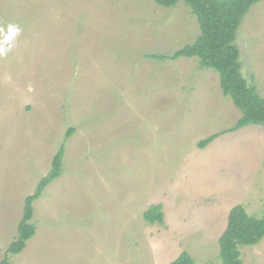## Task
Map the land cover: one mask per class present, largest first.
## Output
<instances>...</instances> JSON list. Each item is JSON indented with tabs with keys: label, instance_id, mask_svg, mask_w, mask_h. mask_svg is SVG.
<instances>
[{
	"label": "rangeland",
	"instance_id": "374dc122",
	"mask_svg": "<svg viewBox=\"0 0 264 264\" xmlns=\"http://www.w3.org/2000/svg\"><path fill=\"white\" fill-rule=\"evenodd\" d=\"M199 33L182 0H0V260L63 145L10 264H170L182 251L221 264L231 208L264 210V128L229 131L241 112L218 73L168 58ZM235 42L264 97V0ZM156 204L162 222L151 223L143 213ZM239 251L241 264H264V237Z\"/></svg>",
	"mask_w": 264,
	"mask_h": 264
},
{
	"label": "trees",
	"instance_id": "16d2710c",
	"mask_svg": "<svg viewBox=\"0 0 264 264\" xmlns=\"http://www.w3.org/2000/svg\"><path fill=\"white\" fill-rule=\"evenodd\" d=\"M157 4L168 7L179 0H154ZM196 16L200 33L191 44L168 56L175 59L180 56L197 57L200 67L214 69L218 73L219 85L223 95L230 97L241 112L239 119L229 129L238 130L244 126L257 125L264 128V97L260 96L253 85H249L241 73L239 48L235 42L238 25L249 7L257 0H182ZM158 59L167 57L157 56ZM66 132V137L72 133ZM217 134L201 140L198 146L203 148ZM64 146L61 145L54 154L50 171L37 183L34 191L24 199L23 212L17 225V237L5 252L0 264H10L7 255L23 250L26 241L35 232L30 222L33 214V201L40 196L47 184L61 173V158ZM162 211L159 204L151 205L144 211L145 220L153 223L162 222ZM264 237V210L257 217L249 214L243 205H235L227 216L224 231L219 237L221 264H241L239 246L254 245ZM170 264H196L191 256L182 251Z\"/></svg>",
	"mask_w": 264,
	"mask_h": 264
},
{
	"label": "clouds",
	"instance_id": "9594fccd",
	"mask_svg": "<svg viewBox=\"0 0 264 264\" xmlns=\"http://www.w3.org/2000/svg\"><path fill=\"white\" fill-rule=\"evenodd\" d=\"M9 29H14V30H15V34H18L19 31H20L19 27H17V26H13V25H10V26L8 27V30H9ZM7 51H8V50L0 49V56H4V55H6V54H7Z\"/></svg>",
	"mask_w": 264,
	"mask_h": 264
}]
</instances>
